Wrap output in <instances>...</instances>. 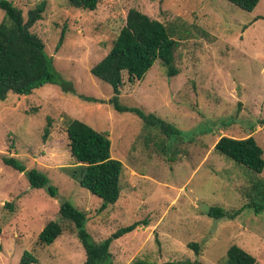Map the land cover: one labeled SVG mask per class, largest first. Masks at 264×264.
Instances as JSON below:
<instances>
[{
    "label": "rangeland",
    "instance_id": "374dc122",
    "mask_svg": "<svg viewBox=\"0 0 264 264\" xmlns=\"http://www.w3.org/2000/svg\"><path fill=\"white\" fill-rule=\"evenodd\" d=\"M42 1L45 11L30 32L42 40L55 70L76 95L45 85L0 101V264H20L24 251L35 257L34 264H83L85 252L72 225L52 244H36L64 200L86 213L92 242L133 222L146 223L111 243L109 264H222L232 245L264 264V210L255 214L243 208V192L254 176L264 179V170L256 175L213 149L221 137L252 136L264 159V0L251 12L226 0H99L93 11L75 9L65 0L12 3L26 19ZM131 9L169 28L177 41L173 65L178 74L168 77L156 61L133 85L123 75L118 103L162 118L179 130L177 136L144 125L134 113L114 110L111 86L90 73ZM3 18L0 10V22ZM68 119L107 133L111 158L122 163L120 197L102 212L101 200L75 178L81 167L69 152ZM3 157L46 174L58 195L31 188ZM213 206L242 211L234 220H215L206 214ZM190 243L198 245V253Z\"/></svg>",
    "mask_w": 264,
    "mask_h": 264
},
{
    "label": "trees",
    "instance_id": "16d2710c",
    "mask_svg": "<svg viewBox=\"0 0 264 264\" xmlns=\"http://www.w3.org/2000/svg\"><path fill=\"white\" fill-rule=\"evenodd\" d=\"M65 1L75 9L87 11L95 10L99 2V0ZM226 1L245 12L253 11L259 2V0ZM45 5L42 1L28 10L24 19L21 10L13 5L12 0H0V10L4 13V18L0 22V101L5 100L9 94L28 96L45 85H60L64 92L76 95L71 83L62 81L55 70L52 58L46 54L42 40L30 32V28L42 18ZM63 39L64 31L60 34L57 49L62 45ZM176 48L177 41L173 39L169 28L160 21L131 9L107 54L90 69V73L99 81L111 86L113 97L109 103L113 104L114 110L134 113L144 125L157 128L167 137L177 136L180 132L172 124L153 113L122 107L117 100L123 84V75L127 83L133 85L144 79L156 61L161 62L168 77L176 76L178 71L173 65ZM78 97L83 101L89 99L84 95ZM49 128L50 122L44 128L45 137L49 133ZM66 136L69 152L81 167L75 178L80 187L101 200L99 211L102 212L108 205L115 204L120 197L122 163L111 158L108 134L94 130L81 120H67ZM213 149L219 155L256 175H260L264 170L263 150L252 136L240 139L221 137L214 144ZM2 162L23 173L31 188L44 189L52 198L58 195V190L49 184L46 174L35 168L26 169L22 162L13 157H3ZM254 177L255 179L243 192L246 199L243 208L251 209L255 214H259L264 210V179ZM241 211L242 209L225 210L222 207L213 206L206 214L215 220H234ZM86 223L87 217L84 211L76 208L69 201H61L55 219L43 226L37 235L36 244L41 246L52 244L65 227L72 225L85 252L83 264H109L111 243L133 232L140 224H146L136 221L120 227L97 243L91 241L89 233L85 230ZM1 236L0 226V238ZM188 247L196 253L199 252V247L195 243H190ZM34 263H36L35 257L30 252L24 251L20 264ZM132 264L200 263L189 260L162 263L137 260ZM222 264H256V259L239 246L232 245L226 251Z\"/></svg>",
    "mask_w": 264,
    "mask_h": 264
}]
</instances>
